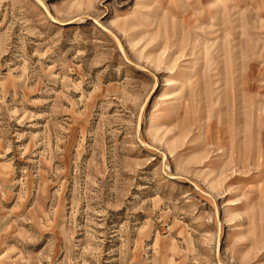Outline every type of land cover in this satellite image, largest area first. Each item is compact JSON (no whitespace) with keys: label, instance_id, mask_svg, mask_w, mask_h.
Segmentation results:
<instances>
[{"label":"rangeland","instance_id":"374dc122","mask_svg":"<svg viewBox=\"0 0 264 264\" xmlns=\"http://www.w3.org/2000/svg\"><path fill=\"white\" fill-rule=\"evenodd\" d=\"M0 264H264V0H0Z\"/></svg>","mask_w":264,"mask_h":264},{"label":"bare ground","instance_id":"6f19581e","mask_svg":"<svg viewBox=\"0 0 264 264\" xmlns=\"http://www.w3.org/2000/svg\"><path fill=\"white\" fill-rule=\"evenodd\" d=\"M174 83L173 82H171L170 84H168V85H173Z\"/></svg>","mask_w":264,"mask_h":264}]
</instances>
